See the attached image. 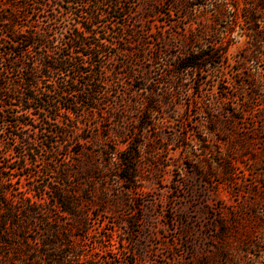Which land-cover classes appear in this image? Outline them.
<instances>
[{
  "label": "rangeland",
  "instance_id": "obj_1",
  "mask_svg": "<svg viewBox=\"0 0 264 264\" xmlns=\"http://www.w3.org/2000/svg\"><path fill=\"white\" fill-rule=\"evenodd\" d=\"M8 1L0 0L2 16ZM17 1L26 4L25 27L53 28L57 41L60 39L70 17L60 16L58 0L41 5ZM223 1L101 0L102 7L110 11L105 32L100 30L99 34L107 41L102 47L105 51L101 50V57L92 66L90 60L82 66L84 72L93 70L98 75L99 93L93 109L82 107L77 115H68L79 126L54 145L58 155L41 148L44 134L38 119L24 117L32 126L16 131L35 139L33 147L38 155L13 178L23 187L19 191H31L27 196L38 203L29 234L35 251L30 257H35V262L223 264L222 250L229 248L231 258H236L234 264H245L239 244L254 238L257 215L264 208L262 200L243 204L248 199L242 192L248 172L237 164L233 178L238 186L228 187L216 155L211 159L213 173L205 187L201 186L204 182L194 172L191 152L200 134L196 125L204 108L197 110L195 105L207 103L210 84L202 75L197 85V75L192 72L176 76L173 67L177 56L206 46L204 37H209V29L213 25L218 29V23L224 21L220 13L225 16L233 10L230 4L213 10L211 3ZM240 9L250 11L249 0H239ZM255 16L262 31L264 0L257 1ZM240 31L238 27L233 33L230 57L243 44ZM109 52L111 56L105 58ZM146 73L141 87L140 78ZM60 77L52 90L66 84V77ZM50 129L57 131L58 126L51 124ZM10 130L6 127L4 133L0 131V165L4 162L20 167L22 161L13 162V154L20 153L16 146L19 140L8 136ZM13 146L16 148L11 153ZM127 147L128 159H136L134 182L128 172V184L118 177V157ZM109 152L114 155L109 157ZM250 163L253 166L257 161ZM60 171H65V180ZM24 173L29 176H19ZM42 184L46 192L40 196L35 189ZM51 186L61 188L73 199L69 211L54 205ZM19 191L14 192L18 200L22 198ZM54 231L60 234L58 241L43 248V241ZM44 249L48 256L40 260L37 255Z\"/></svg>",
  "mask_w": 264,
  "mask_h": 264
},
{
  "label": "trees",
  "instance_id": "obj_2",
  "mask_svg": "<svg viewBox=\"0 0 264 264\" xmlns=\"http://www.w3.org/2000/svg\"><path fill=\"white\" fill-rule=\"evenodd\" d=\"M31 1L40 5L47 2ZM238 1L211 3L213 10H222L229 4L233 10L225 16L220 13L224 21L218 23V29L214 25L209 29V37H204L207 42L205 47L177 56L173 67L176 76L192 72L197 75V85L202 75L208 78L210 84L207 103L197 102L195 105L197 110L204 108L202 119L196 125L200 134L195 137L191 152L194 172L204 182L201 186L205 187L213 173L211 159L216 155L228 187L236 185L233 177L237 164H242L248 172L249 179H245L242 188L248 199L246 202L243 200V204L248 206L252 204L251 200L255 203L260 198L264 206V29L259 30V18L255 16L258 0H249L250 11L237 10ZM56 6L60 16L70 17L58 41L53 28L25 27L22 22L26 18V4L22 2L8 1L5 15H0V131L4 133L6 127L11 128L8 136L19 140L16 146L20 149V153L13 154L16 158L13 162L22 161L20 167H11L4 162L0 165V264H43V261L35 262V257H30L35 252L34 242L29 237L30 226L35 220L33 215L38 203L27 196L31 191H19L23 187H19L13 179L18 170H26L33 157L38 156L33 147L35 139L28 134L16 133L19 128L32 126L23 118L30 119L31 116L42 123L40 130L44 138L41 148L54 150L55 144L68 137L69 130L78 129L79 122L68 115H77L82 107L93 109L99 93L98 75L93 70L84 72L82 66L85 60H90L92 66L94 60L101 57V50L105 51L102 47L107 41H103L99 34L100 30L105 32L108 24L105 19L110 11L102 7L101 0H58ZM238 27L243 44L230 57L228 50ZM91 38L96 42H90ZM58 44L59 47L56 46ZM110 56V52L105 54V58ZM61 75L66 77V84L63 88L52 90V85L61 79ZM147 76L146 73L140 78L141 87ZM51 124L58 126V130L50 129ZM50 136L55 139L50 141ZM15 148L13 146L10 152H14ZM54 153L58 155L55 150ZM108 155L112 157L114 153L109 152ZM251 160H256L257 164L252 166ZM135 161V157L128 159V147L118 157L121 182L128 184V172L133 181ZM63 172L60 171V174L65 180L67 175ZM19 176L27 177L29 174ZM49 188L54 194V205L65 206L63 210L69 211L68 205H74L73 199L66 196L61 188ZM16 191L22 195L20 201L14 194ZM35 192L42 196L46 186H38ZM257 216L259 225L254 238L239 244L245 264H264V208ZM59 236L58 231L50 232L42 247L49 248ZM222 251L223 264L236 262V258H231L233 252L229 248ZM37 256L40 260L48 256L47 250Z\"/></svg>",
  "mask_w": 264,
  "mask_h": 264
}]
</instances>
